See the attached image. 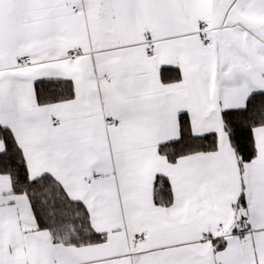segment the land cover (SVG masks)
Wrapping results in <instances>:
<instances>
[{"label":"snow or ice","instance_id":"1","mask_svg":"<svg viewBox=\"0 0 264 264\" xmlns=\"http://www.w3.org/2000/svg\"><path fill=\"white\" fill-rule=\"evenodd\" d=\"M0 264H264V0H0Z\"/></svg>","mask_w":264,"mask_h":264}]
</instances>
